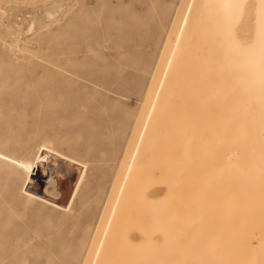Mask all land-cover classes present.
Returning a JSON list of instances; mask_svg holds the SVG:
<instances>
[{
    "label": "rangeland",
    "instance_id": "374dc122",
    "mask_svg": "<svg viewBox=\"0 0 264 264\" xmlns=\"http://www.w3.org/2000/svg\"><path fill=\"white\" fill-rule=\"evenodd\" d=\"M54 1L59 2L0 0V152L29 163L39 153L26 190L41 193L60 207L67 206L82 170L85 178L69 211L62 212L27 203L21 192L26 172L10 160L0 164V264H81L91 258L123 178L122 161L132 148L127 147L129 140L136 139L139 121L149 109L147 92L157 100L151 103L155 116L145 141L147 156L133 168L124 193L142 183L170 186L172 191L143 206L137 196L130 201L133 207L123 197L117 206L125 203L134 217L141 205L142 214H151L146 218L157 224L152 230L168 229L167 242L171 241L163 246L136 245L135 249L103 247V251L118 256L113 264H127L129 259L130 264H264V247H225L227 211L222 184L226 168L217 159L208 160L206 140L226 117L225 107L243 100L239 88L246 84L234 75L236 67L231 65L237 60L228 57L221 37L223 26L210 1L60 0L55 17H44ZM10 14H14L11 19ZM36 15L47 20L42 23ZM252 116L257 118L258 111L253 110ZM204 149L207 156L201 154ZM191 153L198 155L193 159ZM255 166L261 172L251 175L264 178L263 155ZM181 188L188 192L184 194ZM200 198L206 200L202 210L195 207ZM263 200L245 203L260 209L261 228ZM191 215L193 219H187ZM201 220L203 229L198 227ZM183 237H188L186 242ZM135 250L136 256L131 253Z\"/></svg>",
    "mask_w": 264,
    "mask_h": 264
},
{
    "label": "bare ground",
    "instance_id": "6f19581e",
    "mask_svg": "<svg viewBox=\"0 0 264 264\" xmlns=\"http://www.w3.org/2000/svg\"><path fill=\"white\" fill-rule=\"evenodd\" d=\"M61 1L59 0L58 3H56L54 1V6L50 5L51 7L49 6L50 8L48 10L45 9L46 12L45 13L43 12L44 13L43 16L46 17V18H51L53 15H55L58 12V10H60V6H61L60 2ZM209 1L211 3V6L214 9L216 20L219 23H221L222 26H223L221 37L225 41V43L227 44V52L229 54L228 57H232V58L237 60L236 64L231 65V66L236 67L234 75L236 76V79L238 78V81H240L242 79L243 82H245V84H246L245 86L239 88L241 90V92L243 93V96H240L239 98H241L243 100H241L240 102H238V103H236L234 105H231L229 108L225 107V109L227 110L226 117L222 118V120H219L218 124H217V127L214 128V130L212 129L211 132H209V133H212L211 136L208 137V141L206 140V142H208L209 149H208L207 144H206V147L203 146L205 149L206 148L208 149V151H207L208 155H209V159L208 160H210L212 162L215 159H217L218 162L223 163V165L226 168V172L224 171L226 174H223V175L226 176V180L224 181L225 183H223V181H222V183L224 184V185L222 184V187L224 188V190H222L223 192L220 191V192H222L224 194V195L223 194L222 195L226 199V202L224 201L226 203L225 206H226V211H227V213L225 212L226 213V219H227V222H226L227 223V226H226L227 233H226V236H225L226 237L225 238V247H240V248L241 247H252V248L253 247H264V229H262L264 227L262 226V228H261L260 227L261 224H259L260 215H259V212H257V210L259 208L256 205H253V206H248L247 205L246 206V204H245V203H247L249 201H252L254 203L259 202V200H261L264 197V178L262 176H260V175H257V176H252L251 175V174L258 173V171L261 172L259 167L255 166L257 169L254 168L253 164H254V162H258V161L262 160V155L264 156V0H209ZM69 5H70V3H69ZM1 8H3V7H1ZM31 13H32V11H31ZM41 13H42V10H41ZM15 14H16V11H15ZM18 14H19V11H18ZM10 15H11L10 19L14 17V16L12 17V15H14V14H10ZM36 16H38V15H36ZM53 17H55V16H53ZM16 18L17 17L15 16V19ZM20 18H21V16H20ZM36 18H39V16L36 17ZM46 18H44V19H46ZM15 19H13V20H15ZM44 19L41 18L40 19L41 22ZM45 22H47V21H45ZM13 24H14V22H13ZM36 25H38V24H36ZM9 26H10V24H9ZM147 94H148V97L150 98V100L148 98L147 99L149 101H151V103L157 101L155 98L152 99L148 92H147ZM151 103L149 105L148 111H146L147 112L146 115L143 117V119L141 118L140 121H139L141 123V126H140V123H139L138 124L139 129H137V126L135 128V130L136 129L138 130L137 135H136V139H135L136 142H135V140H133V138H132V140H129L131 142V144L129 142V144H128L129 146H127V147H129V149H130V146L132 145L131 146L132 148L130 149L131 151L129 150V152H130L129 155H127V153H125V155L128 156V157L127 158L125 157V159H123V161H122L123 167L125 166V169H124L125 171H124V174H123V178H122L121 183H119V185L117 186V188L115 190L116 191V195L113 198L114 201L112 203V206H111V209L109 211L108 217H107V219L105 221V225H104L103 231L101 232L102 236H101V238H100V240L98 242L97 248L95 249L94 253H92L91 258L85 260L81 264H113V263H116L118 256L117 255H109L108 256V253L106 254L103 251V247L104 248L107 247L106 249H108V247H132V248L134 247V249H135L136 245H139L141 247H150L151 245H153V246L154 245L155 246L156 245H162L163 246L164 243H168V242L171 241V240H169L167 242V239L170 238V237L167 238V235H168L167 230L168 229L166 230V232L161 230V229H159V228L157 230H155V229L152 230V228L156 227L157 224L153 223L156 226L151 228V226H153V224H151L152 220L146 218L148 215L150 216L151 214H147V216H146V214H142L144 209L142 210V207H139L141 205H137L136 204L138 206V208H141L142 212H141V210L140 211L137 210L138 208L137 209L135 208L136 211L140 212V214L135 215L134 217H133V215H131L129 213L130 210L129 211L126 210V209H128V208H126V206H127L126 204L128 202L130 203V201H132L134 199L132 197L137 196L139 200L141 199L142 202H143V204H142V206H143V205H147L146 203L151 202L154 199L155 200L159 199V197H161L163 194H167V193L170 194V191H172L170 186H167L164 189L163 186H160V185L152 187V186H148V185H146L144 183H142V184L138 183L139 185H137L135 190H133L131 192L130 191H126L124 193L126 182L129 181L128 178L131 175L133 168H135V166L137 164L140 165L139 162H141L142 161L141 159L144 158L143 155L147 156V153L144 154V146H145V141L148 139V129H149V126H150L149 124L151 123V119H152V115H153V111H152L153 104H151ZM212 106H214V104ZM218 107H221V106H218ZM228 109H229V111H228ZM146 110H147V108H146ZM253 110H257L258 111V117L257 118H254L252 116V111ZM213 111H214V108H213ZM218 112L220 114L222 113L221 110H218ZM220 114H218L216 116H219ZM154 116L155 115H153V117ZM141 120H142V122H141ZM132 142H133V144H132ZM150 143H151V141H150ZM161 146H163V145H161ZM163 148L161 150H163ZM205 149L202 150L201 154H204V156H207V152L204 153V151H206ZM40 150H41L40 153L41 152L48 153V151L46 149H40ZM200 151L201 150H198L197 152H200ZM193 154L195 155V153H193ZM193 154L191 153V156ZM52 155L57 157V158H59L60 160H65L64 158H62L61 156H58L56 154H52ZM197 155H195V157L193 159H195ZM156 158H157V156H156ZM203 158H205V157H203ZM38 159H39V153L36 155L34 160L29 163V162H24V161H21V160H15V159H12V158L10 159L6 155H4L3 153L0 152V164H2L3 161H5V160H10L12 165H14L16 168H21L23 171L26 172V178H25L23 187L21 189V192L26 197V202L27 203H32V202L38 203L41 206H47V207H50V208H53V209H56V210H60L62 212L69 211L70 207L72 206V204H73L76 196L78 195V193H79V191L81 189V186H82V184L84 182L85 170L84 171L82 170V172L79 174L78 179H77V181L75 183L74 189H73V191L71 193V196L69 197L70 200L67 203V206L66 207H60L59 205H57L55 202L49 200L48 198H44V197L42 198V197H40L38 195H34L32 193H29L26 190V185H27V183H29L30 176L33 175L34 170L36 169V162L38 161ZM206 159H204V160H206ZM143 160H145V159H143ZM146 160H148V157H147ZM67 161H69V160L67 159ZM245 162L249 163L248 167H244L243 166V164H245ZM72 163L79 166V164L76 163V162L74 163V161H72ZM215 163H216V161H215ZM221 163H219V164L221 165ZM203 164H206V163L203 162ZM209 164H210V162H209ZM236 164H239V166L237 167ZM191 168H192V166H191ZM223 168H221V169L223 170ZM198 169H200V166H199ZM0 170H2L1 165H0ZM159 170H160V168H159ZM142 172H144V171H142ZM219 173H222V171L219 172ZM158 174H159V172H158ZM183 174H184V172H183ZM134 175H135V173H134ZM195 176H196V174H195ZM221 176H218V177H221ZM225 176H224V178H225ZM258 177L261 180H258L257 179ZM199 178H201V177H199ZM212 178H214V177H212ZM144 180L146 181V179H144ZM212 181H211V183H212ZM216 181H218V180H216ZM136 184H137V182H136ZM174 184H176V183H174ZM202 184H204V183L202 182ZM215 184H214V186H217V188H218V185H215ZM202 186H201L200 189H202ZM204 186H205V184H204ZM211 186H209V188ZM177 188H178V186H177ZM191 188H192V186H191ZM214 188H216V187H214ZM113 190H114V187H113ZM180 190L184 191L185 192L184 194H186L188 192V191L186 192L185 190H182V188ZM205 191H207V189ZM210 191H212V190H210ZM215 191H216V189H215ZM174 192H175V190H174ZM181 193L179 194V196L181 195ZM206 195H204V196L207 199L208 196L206 197ZM169 196L170 195H168V197ZM181 196H183V195H181ZM199 196L201 197V194H199ZM211 196H212V194H211ZM123 197L126 198L124 200V202L126 204L125 203L123 205L119 204V206H117L118 203H121V198H123ZM186 197H188V195H186ZM194 197H195V195H194ZM196 198L197 197H195L194 199L196 200ZM213 198L211 197V199H213ZM176 199H177V197H176ZM168 200H169V198H168ZM195 200L193 202H196ZM178 201H181V200H178ZM183 201H186V200L183 199ZM197 202L199 203V205L197 203V206H195V205L194 206L196 207V209H201L202 210L204 208L203 199L200 198V199H198ZM135 203L136 202H134L133 204H135ZM182 203L185 204V202H182ZM216 203H217V201H216ZM130 204L132 205V203H130ZM152 204H153V202H152ZM160 204H162V203H160ZM136 205H134V207ZM129 207H130V205H129ZM131 207H133V205ZM145 207H148V206H145ZM132 210L133 209H131V211ZM163 210L164 209H162V211ZM183 210H185V212H186V209H183ZM126 211L128 213H126ZM148 211H149V209H148ZM167 211H168V209H167ZM262 211H263V209H262ZM207 212H209V211H207ZM169 213H170V211H169ZM165 214H166V212H165ZM170 215H171V213H170ZM221 215H219V216H221ZM263 215H264V213H263ZM192 216L193 215H191V217H188L187 219H189V220L193 219ZM207 216H208V214H207ZM219 216H217V217H219ZM167 217H169V216L167 215ZM171 217H172V215H171ZM183 217L184 216H181V218H183ZM134 218H135V220H134ZM195 218L196 217H194V219ZM203 218H204V216H202V219ZM199 219H198V222H199ZM150 220H151V222H150ZM184 220H185V218H184ZM239 220H240L239 224L235 223V222H238ZM161 221H163V219ZM181 221H183V220H181ZM217 221H215V222H217ZM183 222L185 223V221H183ZM263 222L264 221H262V223ZM163 223L166 224V221L163 222ZM163 223H161V224H163ZM172 223H173V221H172ZM217 224H219V223H217ZM222 224H223V222H222ZM195 225H196V223H195ZM178 226H180V225H178ZM198 227H200L201 229L205 228L204 224H203V227H202V220H201V222H200ZM211 227H213V226H211ZM221 227H223V226H221ZM160 228H161V226H160ZM196 230H198V229H196ZM177 231L179 232V230H177ZM211 231H213V230H211ZM222 231H224V230H222ZM180 232H181V229H180ZM213 232H215V231H213ZM173 233H175V232H173ZM173 233H172V236H173ZM205 234H206V232H205ZM182 235H183V233H182ZM219 235H220V233H219ZM191 237H193V236H191ZM183 238H185V237H183ZM219 238L220 237H218V239ZM187 239H188V237L185 238L184 241L186 242ZM209 239H211V238H209ZM214 239L216 240V238H214ZM175 240L177 241V239H175ZM175 240H174V242H175ZM183 244H184V242H183ZM174 245L176 247H178V249H180L179 248L180 246H177L176 244H174ZM188 245H189V243H188ZM194 245H195V243H194ZM175 246H174V248H175ZM184 247L186 248V246H184ZM132 248H131V250H134ZM136 248H137V246H136ZM193 248H195V247H193ZM139 250H142V248L139 249ZM174 250H176V248ZM203 250L204 249H202V251ZM135 251L131 252V253H135V256H136V253H138V252H137V250H135ZM227 251H228V249H227ZM233 251H234V248H233ZM233 251H232V253H233ZM250 251H251V249H250ZM214 252H216V250ZM102 253H103V255H102ZM180 253H181V250H180ZM182 254H181V258H183ZM215 255H214V257H215ZM250 255H252V253ZM253 255H255V254H253ZM127 256L130 257V255H127ZM165 256L168 257L167 255H165ZM228 257H229V255H228ZM126 258H125V260H126ZM132 258L133 257H131V262H132ZM240 258H241V256H240ZM154 259H156V258H154ZM129 260H128L127 264H130ZM133 260L135 261V259H133ZM139 260H140V258L138 259V261ZM249 260H251V259L249 258ZM142 262H143V260H142ZM248 262H246V264ZM134 263L138 264V262H134ZM158 263H160V262H158ZM215 263H218V262H215ZM232 263H233V261H232ZM180 264H181V262H180ZM213 264H214V262H213ZM220 264H221V262H220Z\"/></svg>",
    "mask_w": 264,
    "mask_h": 264
},
{
    "label": "water",
    "instance_id": "95a60500",
    "mask_svg": "<svg viewBox=\"0 0 264 264\" xmlns=\"http://www.w3.org/2000/svg\"><path fill=\"white\" fill-rule=\"evenodd\" d=\"M38 196L43 197L41 193H39Z\"/></svg>",
    "mask_w": 264,
    "mask_h": 264
}]
</instances>
